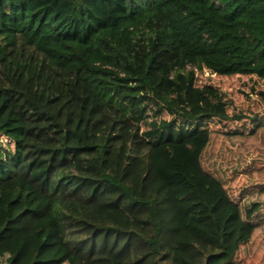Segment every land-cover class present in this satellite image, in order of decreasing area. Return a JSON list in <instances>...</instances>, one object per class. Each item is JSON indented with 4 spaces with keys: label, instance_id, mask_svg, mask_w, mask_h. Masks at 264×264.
I'll return each mask as SVG.
<instances>
[{
    "label": "trees",
    "instance_id": "obj_1",
    "mask_svg": "<svg viewBox=\"0 0 264 264\" xmlns=\"http://www.w3.org/2000/svg\"><path fill=\"white\" fill-rule=\"evenodd\" d=\"M66 45L118 79L62 65ZM166 45L176 76L264 79V0H0V264H233L193 189L210 131L142 132L130 83Z\"/></svg>",
    "mask_w": 264,
    "mask_h": 264
},
{
    "label": "rangeland",
    "instance_id": "obj_2",
    "mask_svg": "<svg viewBox=\"0 0 264 264\" xmlns=\"http://www.w3.org/2000/svg\"><path fill=\"white\" fill-rule=\"evenodd\" d=\"M165 48H158L153 83H130L145 107L143 135L171 122L194 121L210 131L200 160L207 183H194L193 189L218 220V236L233 255V264H264V79L217 75L189 65L186 71L193 74L185 79L174 71L181 61L169 59L176 52ZM53 50L66 67L83 72L100 67L107 79H118L111 64L101 63L87 49L66 45ZM145 53L141 43L134 55L141 58ZM0 151H13L3 136Z\"/></svg>",
    "mask_w": 264,
    "mask_h": 264
}]
</instances>
